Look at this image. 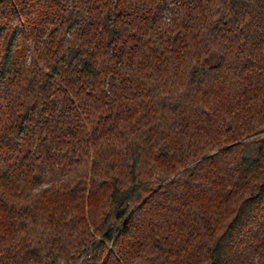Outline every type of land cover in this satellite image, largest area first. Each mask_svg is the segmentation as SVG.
<instances>
[{"label":"trees","instance_id":"16d2710c","mask_svg":"<svg viewBox=\"0 0 264 264\" xmlns=\"http://www.w3.org/2000/svg\"><path fill=\"white\" fill-rule=\"evenodd\" d=\"M0 264H264V0H0Z\"/></svg>","mask_w":264,"mask_h":264},{"label":"rangeland","instance_id":"374dc122","mask_svg":"<svg viewBox=\"0 0 264 264\" xmlns=\"http://www.w3.org/2000/svg\"><path fill=\"white\" fill-rule=\"evenodd\" d=\"M168 13V11H166ZM211 60L215 61V54L211 55Z\"/></svg>","mask_w":264,"mask_h":264}]
</instances>
